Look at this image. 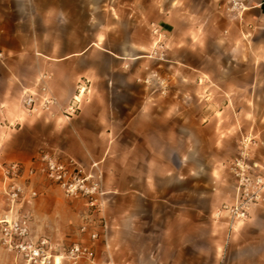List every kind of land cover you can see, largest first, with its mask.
<instances>
[{
	"label": "crops",
	"instance_id": "crops-1",
	"mask_svg": "<svg viewBox=\"0 0 264 264\" xmlns=\"http://www.w3.org/2000/svg\"><path fill=\"white\" fill-rule=\"evenodd\" d=\"M45 1L37 14L34 0H16L12 27L0 13V217L2 165L16 161L33 240L147 243L152 256L224 243L226 258L230 249L235 257L256 251L264 263V188L244 220L231 223L227 210L237 198L228 162L240 137H252L249 160L264 176V0H246L238 13L227 10L229 0H97L99 17L90 0L79 15ZM152 24L163 34L160 59L149 53ZM39 81L55 99L48 109ZM81 86L79 109L66 115ZM29 94L32 111L23 102ZM45 150L100 172L107 192L96 216L106 226L95 240L91 226L79 230L89 221L84 198L66 196L41 171ZM14 262L26 264L16 255Z\"/></svg>",
	"mask_w": 264,
	"mask_h": 264
},
{
	"label": "built area",
	"instance_id": "built-area-1",
	"mask_svg": "<svg viewBox=\"0 0 264 264\" xmlns=\"http://www.w3.org/2000/svg\"><path fill=\"white\" fill-rule=\"evenodd\" d=\"M246 0H229L227 10L229 12L241 11L245 8ZM151 33L157 36L156 46L150 54H156L158 48L163 45L160 38L163 34L157 25L152 24ZM2 53L0 51V57ZM156 79L159 81L157 75ZM41 108L48 109L54 104L55 99L50 94L47 85L43 81L38 83ZM85 86L77 88V94L73 95L64 108L66 115H73L79 109L80 98L78 97ZM24 105L29 110H35V97L29 94L23 99ZM252 141L249 135L239 139L238 152L228 162V169L235 179L237 198L227 207L230 222L244 220L250 207L260 201L261 190L264 188V176L255 173L258 163L249 160L248 144ZM38 159L41 162V171L52 183L58 185L68 197H82L87 208L88 222L83 223L79 230L86 231L90 226L89 238L95 240L98 237V226L105 228L106 222L103 216H96L102 212L104 195L107 190L101 183L99 171L86 170L83 165L75 160L60 159L52 151H41ZM2 172L8 180L5 189V209L0 217V243L5 249L16 256H21L25 262L32 264H58L57 258H65L73 263L81 258L91 257V247L74 241L59 255L54 253V245L48 237H41L37 240L30 238L29 217L22 209V197L24 186L18 182L21 176V165L16 161H8L2 165ZM35 191L30 190L29 196L34 197ZM98 221V224L94 222Z\"/></svg>",
	"mask_w": 264,
	"mask_h": 264
},
{
	"label": "rangeland",
	"instance_id": "rangeland-1",
	"mask_svg": "<svg viewBox=\"0 0 264 264\" xmlns=\"http://www.w3.org/2000/svg\"><path fill=\"white\" fill-rule=\"evenodd\" d=\"M103 1V0H102ZM82 0H56V8L59 12L68 15H79L80 14V3ZM90 2H95V5H91L89 10L90 14L94 16H101L103 11L97 6V0H90ZM0 4L5 5V7H0V13L9 17L8 21L5 22L4 27L8 28L12 25L15 26L16 17H17V3L16 0H0ZM110 4V3H109ZM30 10L35 13L40 14V11L48 9V3L45 0H34L30 5ZM6 9V10H5ZM112 10V8H111ZM76 17V16H74ZM15 28V27H14ZM162 45L163 37L160 38ZM115 42H118V39H114ZM157 45V44H156ZM155 45V46H156ZM163 47L158 48V53L155 55L160 59L164 57ZM150 53V52H149ZM154 55V54H152ZM1 82V81H0ZM241 138V137H240ZM239 138V139H240ZM239 145V140L238 143ZM238 147L234 153V156L238 152ZM206 174L201 175V179H207ZM192 180V179H191ZM191 180L186 179L185 186L192 187L189 183ZM192 189V188H191ZM198 190V188H196ZM202 190V189H201ZM186 202H195L196 199L192 200L186 198ZM205 205V199L199 201V206ZM48 239L54 245V253L60 254L64 249L69 247L72 243H69L70 240L63 239L59 241L53 240L48 237ZM83 244V243H80ZM87 243L91 247V257L81 258L77 262L73 263L65 258H57L58 264H264L259 262L258 253L253 251L252 253L245 252L242 257H235V250L230 249L227 258L226 254V245L224 243H184L179 247L172 248H158L155 256L150 254L152 248L147 243H123L120 248L114 247L113 243H109L107 246L106 243ZM224 245L222 248L221 246ZM14 254L3 247L0 243V264H15ZM26 264H32L25 262Z\"/></svg>",
	"mask_w": 264,
	"mask_h": 264
}]
</instances>
